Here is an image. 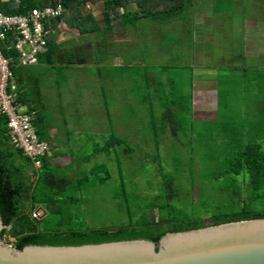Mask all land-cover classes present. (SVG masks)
Listing matches in <instances>:
<instances>
[{"label": "rangeland", "instance_id": "obj_1", "mask_svg": "<svg viewBox=\"0 0 264 264\" xmlns=\"http://www.w3.org/2000/svg\"><path fill=\"white\" fill-rule=\"evenodd\" d=\"M236 26L231 25V34L240 35L239 29L235 30ZM206 27H198L197 32ZM207 30L204 33L217 36L213 41L221 44L220 33ZM152 32L157 35L155 30ZM136 33L132 32V35ZM194 34L191 33L194 39L185 38L180 42L179 48L186 58L189 47L200 49ZM161 36L160 44L143 40L140 45H129L136 56L134 67L102 72L97 68L58 69L55 77L41 78L40 95L38 89L33 91L31 100L40 105L54 128L48 143L62 150L51 154V161L61 175L71 180L67 189L77 198L68 204L82 208L80 223L88 227L117 226L129 223L132 218L136 221L146 213L157 217L159 208L150 211L149 206L167 202L165 191L169 185L166 186V180L172 181L170 187L177 191L173 203L194 215L207 216L213 207L228 202V196L222 190L224 181L213 179L212 175L223 172L226 160L232 155L228 150L225 127L231 126L232 120L242 126L243 121L250 123L256 119V113L251 112L255 108L256 94L252 96V91H249V78L241 79V74L235 73L237 78L229 86L235 91L228 90L227 96V88L222 87L218 120L194 121L191 122L193 128L188 122L177 136L172 132L175 126L164 122L152 123L142 101H154L159 106L156 114L162 120L165 109L162 111L158 95L170 96L174 87L172 76L177 77V84L186 98L191 100L192 96L191 85L188 84L190 74L173 68L177 62V50L172 47L177 43L175 35L165 30ZM219 75L223 78L225 72L220 71ZM112 79L116 83L109 88L107 83ZM155 81H162L165 89L160 85L153 96L149 86ZM184 102L187 105V99ZM28 109L29 106H25V110ZM106 113L112 116L115 126L124 127L117 132V137L127 139V145L114 150L111 155L102 152L91 156L98 146L107 145L111 137L113 128H105L103 123ZM34 115L36 120L37 115ZM223 115L229 119H222ZM166 132L169 134L165 135ZM129 146L132 153L125 151ZM90 156L92 159L88 160ZM98 164H107L111 172V178L104 185L90 172ZM87 173L90 179L79 184L78 179ZM40 209L46 214L44 208Z\"/></svg>", "mask_w": 264, "mask_h": 264}, {"label": "trees", "instance_id": "obj_2", "mask_svg": "<svg viewBox=\"0 0 264 264\" xmlns=\"http://www.w3.org/2000/svg\"><path fill=\"white\" fill-rule=\"evenodd\" d=\"M100 1L104 2V13L102 20L98 21L93 13L87 12L86 9L90 4ZM192 2L193 0H0V12L27 15L34 8L62 5L64 14L53 21V26L56 28L65 22L71 29H77L82 35H86L90 33L91 25L94 24L97 31H102L101 24H106L109 30H113L119 23L138 28L139 21L145 17L169 21L178 14H183ZM122 10H125L124 14ZM0 47L12 60L11 67L17 80L20 79L26 68L20 66V54L13 46V38L0 42ZM59 50L60 45L50 40L48 51L40 56V64L55 66ZM157 85L158 87L162 85L161 87L165 89L163 82ZM152 86L153 84L149 87ZM33 91L34 89L23 92L20 89L18 100L22 105L29 106L28 113L37 115L34 123L38 134L42 141L49 142L51 138L49 118L40 105L31 100L34 96ZM170 92V96L159 94L160 104L165 109L162 121L173 122L177 133L186 125L189 111H185L186 102H183L181 106L184 113L174 112L173 109L177 106L175 93L171 90ZM142 102L149 104L151 117L154 122L158 121L160 118L156 114L154 102H148L146 99ZM258 121L250 123L243 121L241 126L232 120L233 124L225 127L228 150L232 155L226 160L225 170L214 173L212 178L224 181L225 186L222 190L228 196L226 204L213 207L207 216L194 215L173 203L177 198V191L170 187L172 181L166 180V186L169 185L165 191L167 202L149 206L150 211L159 208L160 214L157 217H151L146 213L136 221L132 218L129 223L91 228L83 222L80 223L82 208L68 204L77 200L67 189L71 180L59 173L50 155L43 158V167L38 170L32 158L13 144L9 134V119L5 115H0V208L6 225L1 236L18 249H24L30 244L81 245L139 238L159 243L168 232L204 227L206 222L217 225L229 221L262 218L264 118ZM126 145L127 140L113 134L107 145L98 146L91 156L102 152L111 155L114 150L122 149ZM125 151L133 152L130 146ZM91 156L88 160L92 159ZM90 172L98 176L97 181L103 185L111 178L107 164H98ZM103 173L105 175H102ZM89 179L87 173L78 179V183L83 184ZM41 207L46 210V214L40 218L34 217V210Z\"/></svg>", "mask_w": 264, "mask_h": 264}, {"label": "crops", "instance_id": "obj_3", "mask_svg": "<svg viewBox=\"0 0 264 264\" xmlns=\"http://www.w3.org/2000/svg\"><path fill=\"white\" fill-rule=\"evenodd\" d=\"M103 3V1L92 3L86 11L92 12L94 17L101 21L104 13ZM124 12L125 10H122L123 14ZM234 17L237 20H234ZM232 24L237 25L235 30L239 29L240 35L235 32L231 34ZM205 25L207 27L199 29L200 33H198V27ZM95 27V24L91 25L93 31L91 30L86 35H82L77 29H71L65 22L56 28L53 27L51 41H56L60 45L58 62L55 66L39 63L36 66L26 67L24 74L18 79L21 91L30 92L32 89H38L40 95L42 93L39 84L41 78H53L58 69L97 68L102 72V70L112 69L124 71L126 68L134 67L135 60L133 59H136V56L132 54L129 45H140L143 40L152 44H158V42L160 44L162 36L159 37V35H162L165 30H170L177 40V43L172 44V47L177 50V62L173 68L190 74L188 84L191 85L192 95L191 100L186 98L180 85L177 84V77L172 76L171 83L174 87L171 89L175 93L177 104L173 109L174 112L182 111L183 106L181 105L187 99L185 106V111H189L187 123L189 122L192 128L194 124L191 122L194 123V121L218 120L222 87L227 88V96L228 90L235 91L229 86H232L237 78L235 73H240L241 79L249 78V91H252V96L256 94L253 102L255 108L251 111L257 115L254 121L259 122V119L264 118V0H193L183 14H178L169 21L145 17L139 21L138 28L120 23L115 25L113 30H109L106 24H101L102 31H97ZM152 30H155L156 36ZM205 30L218 31L221 44L220 41L219 44L213 41L217 36L212 37L204 33ZM132 32H137V36H133ZM194 32L197 33L194 34ZM191 33L197 38L195 40L199 41L200 49L195 50L189 47L186 58L179 48L180 42L185 38L192 39ZM182 45L185 46V44ZM50 69L52 70L49 71ZM220 71L225 72L223 78L219 75ZM36 74L38 75L35 76ZM180 79H182L181 76ZM161 82L153 83L151 87L153 96L157 92V84ZM115 83L116 80L112 79L107 84L109 88H113ZM177 88H180V91ZM154 104L156 108L159 107L155 102ZM144 105L147 106V115L152 123L164 122L162 120L154 122L150 115L149 104ZM227 108L229 110L228 105ZM104 119L105 128H113L111 136L118 135L117 132L124 130V127L114 125V119L109 113L104 115ZM222 119L229 118L223 115ZM168 124L176 127L173 122L165 123V125ZM175 127L172 132L174 136H177L178 132H175ZM53 129L52 126L50 136ZM168 132L172 136V132ZM168 132L165 135H168ZM60 151L62 150L59 147L51 145L52 155Z\"/></svg>", "mask_w": 264, "mask_h": 264}, {"label": "water", "instance_id": "obj_4", "mask_svg": "<svg viewBox=\"0 0 264 264\" xmlns=\"http://www.w3.org/2000/svg\"><path fill=\"white\" fill-rule=\"evenodd\" d=\"M168 232L159 243L129 239L81 245L30 244L1 236L0 264H264V217Z\"/></svg>", "mask_w": 264, "mask_h": 264}, {"label": "built area", "instance_id": "obj_5", "mask_svg": "<svg viewBox=\"0 0 264 264\" xmlns=\"http://www.w3.org/2000/svg\"><path fill=\"white\" fill-rule=\"evenodd\" d=\"M64 8L49 6L34 8L27 15L0 12V42L13 38V46L20 54V66L32 67L40 63V56L48 51L53 35V21L62 17ZM8 58L0 47V115L9 119V134L13 144L31 157L39 170L43 158L51 155V146L42 141L35 126V115L28 113L19 102V83ZM34 217L44 216L38 208Z\"/></svg>", "mask_w": 264, "mask_h": 264}]
</instances>
